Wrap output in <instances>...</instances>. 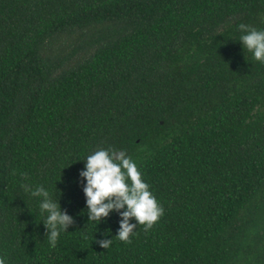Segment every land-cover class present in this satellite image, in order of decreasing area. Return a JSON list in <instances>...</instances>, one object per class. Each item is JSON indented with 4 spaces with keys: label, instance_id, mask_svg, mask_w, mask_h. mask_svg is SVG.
Masks as SVG:
<instances>
[{
    "label": "trees",
    "instance_id": "trees-1",
    "mask_svg": "<svg viewBox=\"0 0 264 264\" xmlns=\"http://www.w3.org/2000/svg\"><path fill=\"white\" fill-rule=\"evenodd\" d=\"M240 23L264 29V0H0L5 264H264V64ZM100 148L164 209L129 242L123 209L88 221L80 172ZM25 184L74 217L55 247Z\"/></svg>",
    "mask_w": 264,
    "mask_h": 264
},
{
    "label": "clouds",
    "instance_id": "clouds-1",
    "mask_svg": "<svg viewBox=\"0 0 264 264\" xmlns=\"http://www.w3.org/2000/svg\"><path fill=\"white\" fill-rule=\"evenodd\" d=\"M238 30L241 35L243 49L253 55V59L264 64V29L240 23ZM85 167L80 176L86 181L83 192L86 197L88 221L99 225L113 211H119L122 219L116 236L129 242L137 225H144L145 230L151 229L163 215L164 209L152 193L149 184L137 163L122 151L100 148L88 154L84 159ZM25 192L38 199L39 213L42 217L37 224L45 228V238L51 247H55L61 233L70 231L74 217L66 212L61 202L45 186L32 187L23 185ZM136 223H132V219ZM95 242L107 248L111 239H100L95 233ZM0 264H5L0 259Z\"/></svg>",
    "mask_w": 264,
    "mask_h": 264
},
{
    "label": "water",
    "instance_id": "water-1",
    "mask_svg": "<svg viewBox=\"0 0 264 264\" xmlns=\"http://www.w3.org/2000/svg\"><path fill=\"white\" fill-rule=\"evenodd\" d=\"M118 151H122V150H118Z\"/></svg>",
    "mask_w": 264,
    "mask_h": 264
}]
</instances>
